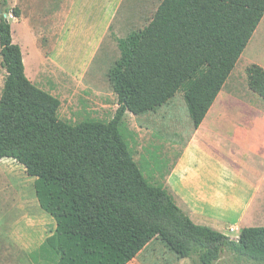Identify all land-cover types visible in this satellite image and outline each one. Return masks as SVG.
<instances>
[{
    "label": "trees",
    "instance_id": "trees-1",
    "mask_svg": "<svg viewBox=\"0 0 264 264\" xmlns=\"http://www.w3.org/2000/svg\"><path fill=\"white\" fill-rule=\"evenodd\" d=\"M263 15L264 0H161L143 28L115 37L113 117L74 124L58 117L56 96L27 78L0 15V159H14L35 178L38 204L55 221L40 249L55 264H127L155 238L192 264H215L224 252L230 256L221 264H264V226L245 227L234 239L193 223L162 182L144 176L125 123L126 113L156 110L181 91L197 128ZM244 73L264 101V68L252 63Z\"/></svg>",
    "mask_w": 264,
    "mask_h": 264
},
{
    "label": "crops",
    "instance_id": "crops-1",
    "mask_svg": "<svg viewBox=\"0 0 264 264\" xmlns=\"http://www.w3.org/2000/svg\"><path fill=\"white\" fill-rule=\"evenodd\" d=\"M160 1L65 0L62 3V0H48L46 3L53 4L54 16L62 17L60 26L65 34V47H62L75 49L83 45L85 54L91 55L93 46L109 32L121 7L119 24L125 25L127 21H122L136 16L138 11L139 18L144 19L143 8L150 11L151 18ZM18 3L15 0V4ZM23 5L29 10V16H37L44 3L23 0ZM79 6L87 7L92 16L86 30H82V24L73 19ZM17 9L18 18H23L24 30L31 35L36 47L31 22L25 17L23 9ZM80 31L86 32L87 43H80ZM58 43L62 45L61 40ZM225 85L199 126H192L180 154L163 175L162 183L193 223L235 239L245 227L264 226V101L255 93V99L242 98L227 90ZM17 174L25 184L22 183L18 189L20 201L26 208L32 206L36 213L32 224L34 233L13 235L9 242L0 239V264H24L17 261L18 257L24 251L40 249L55 229L54 219L38 211L40 206L33 188L35 178L28 176L24 167L9 157L0 159V192H16L11 181ZM230 228L234 230L230 231ZM138 258L139 253L127 264H139ZM48 264H55V259Z\"/></svg>",
    "mask_w": 264,
    "mask_h": 264
},
{
    "label": "rangeland",
    "instance_id": "rangeland-1",
    "mask_svg": "<svg viewBox=\"0 0 264 264\" xmlns=\"http://www.w3.org/2000/svg\"><path fill=\"white\" fill-rule=\"evenodd\" d=\"M18 1L19 3L15 4V0H6L7 11H5L0 0V15H5L11 25L13 42L19 44L21 48L27 78L37 87L60 100L58 117L61 120L72 124L86 119L104 122L110 120L118 107L117 98L108 77L109 69L119 58L115 37H124L132 30L143 28L150 20V11L143 8L146 12H144L146 16L144 19L139 18L138 11L136 16L123 20L122 22L127 21V23L122 25V23L119 24L122 15L121 7L109 32L99 43L97 42V45L93 46L91 55L88 54V56L85 54L83 45L76 46L75 49L63 48L65 34L60 26L62 17L54 16L52 3H46L48 0H39L44 3L40 14L29 16V10L25 9L23 0ZM64 2L65 0H62V3ZM84 7H77L78 10L74 11L73 15V19L82 24L80 25L82 30H86L92 17L89 9ZM13 8L23 9L25 17L30 20L36 47L32 43L31 35L24 30L23 18L12 14ZM79 33L82 40L80 43H87L86 32ZM60 40L62 45L58 43ZM93 50L95 52L92 55ZM252 63L264 67V15L232 70L225 88L242 98L255 99L254 93L246 85L244 73V68ZM4 76L5 68L1 65L0 55V93ZM125 123L134 161L149 182H162L161 177L166 174L171 163L180 154L192 129V121L183 93L177 92L165 105L145 114L126 113ZM22 181L17 174L11 181V186L16 192H0L1 240L9 242L13 235L25 236L34 233L32 224L36 213L32 206L26 208L20 201L18 189L24 184ZM38 211L49 216L41 208ZM52 255L51 252L42 249L24 251L17 261L24 264L26 262L48 264L53 259ZM229 256L230 254L226 252L222 253L220 260L215 264H221V260ZM138 259L139 264H192L193 262V258L181 261L157 238L151 240L139 252Z\"/></svg>",
    "mask_w": 264,
    "mask_h": 264
},
{
    "label": "built area",
    "instance_id": "built-area-1",
    "mask_svg": "<svg viewBox=\"0 0 264 264\" xmlns=\"http://www.w3.org/2000/svg\"><path fill=\"white\" fill-rule=\"evenodd\" d=\"M234 230V228H230V231H233Z\"/></svg>",
    "mask_w": 264,
    "mask_h": 264
}]
</instances>
